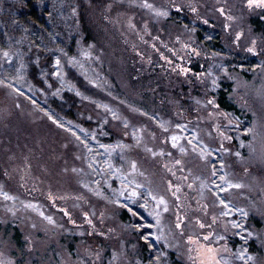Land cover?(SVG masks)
I'll list each match as a JSON object with an SVG mask.
<instances>
[{
	"label": "rangeland",
	"instance_id": "1",
	"mask_svg": "<svg viewBox=\"0 0 264 264\" xmlns=\"http://www.w3.org/2000/svg\"><path fill=\"white\" fill-rule=\"evenodd\" d=\"M263 10L0 0V264H264Z\"/></svg>",
	"mask_w": 264,
	"mask_h": 264
},
{
	"label": "trees",
	"instance_id": "2",
	"mask_svg": "<svg viewBox=\"0 0 264 264\" xmlns=\"http://www.w3.org/2000/svg\"><path fill=\"white\" fill-rule=\"evenodd\" d=\"M25 6H26V13L20 12L18 14V12H17V13H15V18L16 19H20V23H23L24 21L22 20V17H24L23 15H26V26H27V23L29 24L33 20L38 21L39 16H38L37 11H36V9L33 6L31 1L30 2L27 1ZM87 14L88 13L83 15V24L82 25H83V28L86 29V32L89 33L90 38H93L92 36L95 34V29L92 28L91 18H90L89 15L87 16ZM250 24L256 31H258V32H260V33H262L264 35V10L262 11L261 15H253L250 18ZM216 43L218 44V41ZM41 63H42V61H41ZM33 67L35 68V72H36V70L39 71L40 64L35 62ZM193 69H194L195 72H199L201 70L200 69V63H197L196 65H194ZM146 72H147L146 74H148V76H150L152 78V81H151L152 83H155L154 81L157 82L156 77H159L162 80L164 78L162 73H160L159 70L156 69V68H152V69H150L149 71H146ZM35 77L38 80L37 76H35ZM196 85H197V81L194 80L191 83L190 86H192V88H195ZM190 86H186L185 88L189 90ZM232 92H233V83H232V81L226 82V84H224L223 88H219L217 90V92L215 93V97H216L217 103L219 104V106L222 109H224V110H226L228 112H235V113L240 114L241 113V109H240L239 105L230 98V95H232ZM66 94H68V93L66 92L64 95H66ZM193 94L195 96H198V97H204V94H202V91L200 92V88L199 87L194 89V93ZM67 97L68 98H66V100L62 99L64 103H67V101L71 102V100H72L73 103H74V107H77L80 110H84V111L85 110L86 111H92V110L94 111L95 110L94 106L91 105L90 103L83 102L82 105L76 104L77 98L74 95H72V94H69V96L67 95ZM55 102H56L55 105H57L60 109H62V110L66 109V106H64L65 104L62 105L61 102H60V99H56ZM68 110L74 111V109H68ZM89 113H92V112H89ZM26 116H28V113L26 114ZM12 118H14V117H12ZM42 119H44V118H42ZM27 121L30 122L28 119H27ZM41 121H43V120H41ZM52 127H54V126L52 125ZM55 130L57 131L58 129L56 128ZM8 132L11 133L12 136L16 135L14 129H12V128H10ZM15 235L18 238V240H22L21 239V231H20L19 228H16Z\"/></svg>",
	"mask_w": 264,
	"mask_h": 264
},
{
	"label": "snow or ice",
	"instance_id": "3",
	"mask_svg": "<svg viewBox=\"0 0 264 264\" xmlns=\"http://www.w3.org/2000/svg\"><path fill=\"white\" fill-rule=\"evenodd\" d=\"M255 2V0H249V3L251 4V3H254ZM260 2L261 3H264V0H260ZM174 140H175V137L173 138Z\"/></svg>",
	"mask_w": 264,
	"mask_h": 264
}]
</instances>
